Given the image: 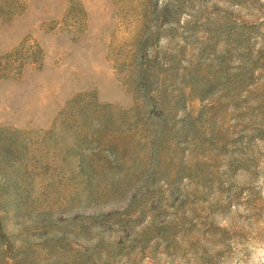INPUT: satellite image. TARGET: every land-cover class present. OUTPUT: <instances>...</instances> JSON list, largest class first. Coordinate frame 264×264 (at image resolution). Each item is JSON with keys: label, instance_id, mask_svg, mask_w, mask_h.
Returning a JSON list of instances; mask_svg holds the SVG:
<instances>
[{"label": "rangeland", "instance_id": "rangeland-1", "mask_svg": "<svg viewBox=\"0 0 264 264\" xmlns=\"http://www.w3.org/2000/svg\"><path fill=\"white\" fill-rule=\"evenodd\" d=\"M0 264H264V0H0Z\"/></svg>", "mask_w": 264, "mask_h": 264}]
</instances>
